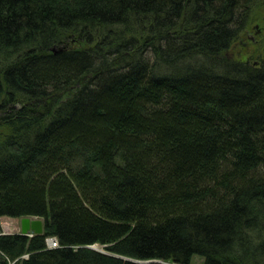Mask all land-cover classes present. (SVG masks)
<instances>
[{
	"label": "trees",
	"instance_id": "obj_1",
	"mask_svg": "<svg viewBox=\"0 0 264 264\" xmlns=\"http://www.w3.org/2000/svg\"><path fill=\"white\" fill-rule=\"evenodd\" d=\"M253 2L0 0V264H264Z\"/></svg>",
	"mask_w": 264,
	"mask_h": 264
},
{
	"label": "rangeland",
	"instance_id": "obj_2",
	"mask_svg": "<svg viewBox=\"0 0 264 264\" xmlns=\"http://www.w3.org/2000/svg\"><path fill=\"white\" fill-rule=\"evenodd\" d=\"M253 3H258L263 6L264 0H254ZM262 16L264 18V14H262ZM257 23H260L261 25H259L258 27H252L256 24L252 23L250 29H247L245 31V37L242 36L239 41L230 50H228V55L241 57L243 60H248L250 58L252 60V58H255L253 57L252 51L262 49V46L264 44V19ZM261 26H263V29L261 28ZM253 61L256 60L253 59ZM0 219L5 231H21V217L2 215ZM98 246L103 247V245L100 243H98ZM202 260L203 257L196 254L193 257L192 262L193 264H201Z\"/></svg>",
	"mask_w": 264,
	"mask_h": 264
},
{
	"label": "water",
	"instance_id": "obj_3",
	"mask_svg": "<svg viewBox=\"0 0 264 264\" xmlns=\"http://www.w3.org/2000/svg\"><path fill=\"white\" fill-rule=\"evenodd\" d=\"M255 26L258 27L259 24L256 23ZM42 230H43V219L41 217H38V216H23V217H21V232L22 233L30 234L33 231L42 232ZM88 246L95 248V249H98V250L103 251V252L110 253L109 251L104 249V247H99L98 243L88 244ZM116 255L120 256L126 260L138 261V262H147V261L155 260V259H138V258L126 256V255H120V254H116Z\"/></svg>",
	"mask_w": 264,
	"mask_h": 264
},
{
	"label": "built area",
	"instance_id": "obj_4",
	"mask_svg": "<svg viewBox=\"0 0 264 264\" xmlns=\"http://www.w3.org/2000/svg\"><path fill=\"white\" fill-rule=\"evenodd\" d=\"M49 246H57L59 245V241L55 236H50L47 238Z\"/></svg>",
	"mask_w": 264,
	"mask_h": 264
},
{
	"label": "bare ground",
	"instance_id": "obj_5",
	"mask_svg": "<svg viewBox=\"0 0 264 264\" xmlns=\"http://www.w3.org/2000/svg\"><path fill=\"white\" fill-rule=\"evenodd\" d=\"M243 37H245V36H243ZM57 238V237H56ZM47 243H48V241H47Z\"/></svg>",
	"mask_w": 264,
	"mask_h": 264
},
{
	"label": "crops",
	"instance_id": "obj_6",
	"mask_svg": "<svg viewBox=\"0 0 264 264\" xmlns=\"http://www.w3.org/2000/svg\"><path fill=\"white\" fill-rule=\"evenodd\" d=\"M6 231H8V230H6ZM10 231V230H9Z\"/></svg>",
	"mask_w": 264,
	"mask_h": 264
}]
</instances>
